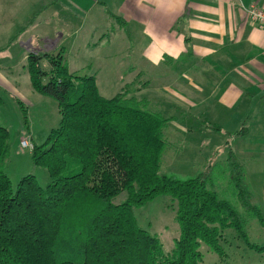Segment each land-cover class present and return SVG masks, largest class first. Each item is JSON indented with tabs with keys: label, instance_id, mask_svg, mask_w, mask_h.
<instances>
[{
	"label": "trees",
	"instance_id": "obj_1",
	"mask_svg": "<svg viewBox=\"0 0 264 264\" xmlns=\"http://www.w3.org/2000/svg\"><path fill=\"white\" fill-rule=\"evenodd\" d=\"M43 59L49 70L40 67ZM26 69L31 88L56 102L60 122L32 150L33 164L48 172L45 187L28 175L14 191L0 169V264H202L201 245L221 255L227 229L248 243L243 216L213 191L218 178L213 168L221 163L237 203L264 229L230 148L221 163L210 160L195 177L160 173L167 141L176 137L168 132L170 119L148 112L149 102L136 98L137 78L107 99L94 76L68 71L62 51L28 54ZM204 127L221 133L216 125ZM227 135L245 138L247 130ZM7 138L0 125V166ZM121 194L124 199L115 203ZM160 196L175 203L179 226L168 253L134 216L136 208Z\"/></svg>",
	"mask_w": 264,
	"mask_h": 264
},
{
	"label": "crops",
	"instance_id": "obj_2",
	"mask_svg": "<svg viewBox=\"0 0 264 264\" xmlns=\"http://www.w3.org/2000/svg\"><path fill=\"white\" fill-rule=\"evenodd\" d=\"M57 1L60 0H50V4L55 5ZM91 1L84 10L79 11L75 6L72 11L62 6L54 14L46 15L43 10L47 2L43 0L46 6L42 3L44 8L39 10L40 16L53 18L65 29L57 32L60 38L48 50L43 43L49 42L44 34L49 30L46 32L41 23H30L21 30H27V41L42 40L38 54L55 55L59 51L69 54L68 59L74 62L73 68L67 64V69L77 73L75 71L83 64L88 66L87 58L92 59L83 56L88 53V48L103 42L113 43L111 34H116L118 40L120 28L125 35L121 34L120 41L124 45L129 39L136 53L132 64L124 62V46L114 56L101 58H119L127 66L117 62L114 70L108 64L103 66L104 74L98 70L94 77L99 84V93L103 87L99 77L101 82L109 85L113 83L110 76L117 79L118 85L125 84V77L129 78L126 84L133 77V80L137 78L136 98L147 100L154 112L170 119L168 132L174 135V125L182 120H193L202 128L205 123H239L237 131L248 121L249 125L261 121L254 116L252 108L264 103V29L248 19L246 9L254 6L264 11V0ZM64 12L70 15L62 16ZM108 25L110 32H103ZM94 39L99 42L94 43ZM64 44L68 45L67 49ZM31 53L35 54H23L19 49L15 58L22 55L19 57L23 66ZM5 58L9 61L2 65L8 68L15 58L8 52Z\"/></svg>",
	"mask_w": 264,
	"mask_h": 264
},
{
	"label": "rangeland",
	"instance_id": "obj_3",
	"mask_svg": "<svg viewBox=\"0 0 264 264\" xmlns=\"http://www.w3.org/2000/svg\"><path fill=\"white\" fill-rule=\"evenodd\" d=\"M46 2L47 7L44 8L43 0H0V22H4L0 23V125L8 133V153L0 169L7 175L14 191L20 180L28 175H33L41 187H45L49 183L47 170L33 164L32 149H23L20 142L26 140L33 147H42L50 132L57 128L60 122L56 102L45 95L38 94L31 88L26 65H21L22 60L19 56L22 55L15 58L19 54V49L23 50V54L30 52L38 54L41 49L42 40L27 41V30L21 29L30 23H41L46 28V32L49 30L48 33H44L49 42L43 43L44 48L48 50L60 38L57 32L64 27L62 23H55L53 18L45 19V16H40L39 10L44 8V12H42L51 15L62 6L72 11L77 6L80 11L92 3L91 0H60L55 5H51L50 0H46ZM69 15V12L62 14V16ZM91 15L93 19L92 12ZM124 28L127 27L124 26ZM110 29L111 27L108 25L102 31L110 32ZM118 31V40L114 36L116 34H111L110 41L113 43L108 45L103 42L88 48V53L83 55L92 58L85 60L88 66L83 64L81 69L75 71L78 69L77 63H75V70H72L81 76H96L98 70H100V74L105 73L103 66L106 64L112 70L116 68L117 62L132 64V57L136 52L129 39L123 45L119 38L124 33L120 28ZM23 32L26 34L23 35ZM98 42L97 39L94 41V43ZM122 46L125 49L124 62L119 58L118 60H101L104 56H114L121 51ZM64 47L67 49L68 45L64 44ZM6 52L15 59L9 62L8 68H3L2 64L9 61L5 58ZM108 53L110 54L108 55ZM53 54L42 53V55L48 56ZM68 57L69 54L63 53V63L73 68L72 62L74 61L71 62ZM40 67L44 71L50 69L47 59L40 62ZM110 77L113 79V83L110 85L101 82L100 77L98 79L100 86L103 85L100 94L107 99L119 94L129 80L128 77H125V84L118 85L117 79ZM97 85L99 86L98 83ZM145 110L150 112L152 109L149 106ZM252 110L254 116L261 118V121L259 120L253 125H249V121L244 124L245 127L247 126V137L244 139L227 135L236 132L240 128L239 123L210 124L220 127L221 133L210 132L193 120H182V122L174 125L176 140L167 141L168 147L162 156L160 173L164 175L173 174L181 178L195 177L199 173L205 172L204 169L210 160L221 163L226 158L230 148L243 167L244 184L249 192L251 204L259 208L264 222V103L261 106L254 105ZM225 142H228L227 145ZM220 165L213 168V174L218 175L213 191L219 199L230 202L243 216L248 243L238 237L234 230L227 229L223 232L220 242L221 255H217L205 245H201L202 264H264V251L256 249L264 246V229L256 219L248 216L237 203L234 192L228 184L227 175L222 174L225 173V169L224 167L221 168L222 165ZM123 199L124 195L121 194L115 198V203H119ZM174 204L168 197L160 196L134 210V216L139 227L157 236L165 253L171 251L175 239L179 236Z\"/></svg>",
	"mask_w": 264,
	"mask_h": 264
},
{
	"label": "built area",
	"instance_id": "obj_4",
	"mask_svg": "<svg viewBox=\"0 0 264 264\" xmlns=\"http://www.w3.org/2000/svg\"><path fill=\"white\" fill-rule=\"evenodd\" d=\"M246 15L252 23L256 24L259 28L264 29V11L254 6H250L246 9ZM20 145L23 149L33 150V146L26 140H22Z\"/></svg>",
	"mask_w": 264,
	"mask_h": 264
}]
</instances>
